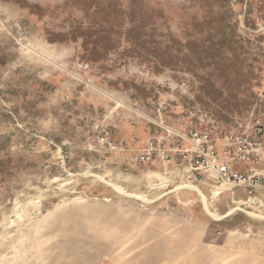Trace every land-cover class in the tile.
Here are the masks:
<instances>
[{
  "label": "rangeland",
  "instance_id": "1",
  "mask_svg": "<svg viewBox=\"0 0 264 264\" xmlns=\"http://www.w3.org/2000/svg\"><path fill=\"white\" fill-rule=\"evenodd\" d=\"M85 1L0 0V264H264V205L139 161L168 127L264 135V0H141L167 62L124 35L90 58ZM224 12L239 77L202 43Z\"/></svg>",
  "mask_w": 264,
  "mask_h": 264
},
{
  "label": "built area",
  "instance_id": "2",
  "mask_svg": "<svg viewBox=\"0 0 264 264\" xmlns=\"http://www.w3.org/2000/svg\"><path fill=\"white\" fill-rule=\"evenodd\" d=\"M164 138L152 137L140 155L142 163L159 160L168 167L178 164L193 173H203L218 191L243 189L246 205H264V135L240 131L215 130L196 125L184 130L166 128ZM173 139V140H172ZM160 140H164L162 144ZM174 140L176 142H174ZM106 143L112 146L111 140ZM176 155V157H174ZM226 185V189H220ZM214 191V190H213Z\"/></svg>",
  "mask_w": 264,
  "mask_h": 264
},
{
  "label": "trees",
  "instance_id": "3",
  "mask_svg": "<svg viewBox=\"0 0 264 264\" xmlns=\"http://www.w3.org/2000/svg\"><path fill=\"white\" fill-rule=\"evenodd\" d=\"M143 8L141 0H129L126 7L120 0H86L83 9L88 14L92 28L84 30L76 27L70 34L74 39L79 36L82 37L86 53L94 60L102 58L108 51L117 48L121 35H124L126 40L135 47H144L149 43V52L151 51L152 55H155L154 57L162 62H167L169 58H172L169 53V45L163 44L161 41H153V34L150 33L152 30L147 29L150 17L144 13ZM226 17L227 12H224L217 19L218 25L215 31L218 33L217 36H220L217 37L218 41L215 39L216 36L209 33L202 43L205 44L204 46L213 49L211 53H207L209 61L230 62L226 65L229 70L225 66L227 73L239 77L247 73L245 71L246 66L242 63L245 59H241L240 51V54L236 53L237 49L242 47L235 48L233 44L243 45L240 36L237 34V24L227 26ZM226 28L230 31H226ZM226 32L230 34H226ZM228 35L231 38H228ZM221 36L223 37L221 38ZM233 52L235 53L233 54Z\"/></svg>",
  "mask_w": 264,
  "mask_h": 264
},
{
  "label": "crops",
  "instance_id": "4",
  "mask_svg": "<svg viewBox=\"0 0 264 264\" xmlns=\"http://www.w3.org/2000/svg\"><path fill=\"white\" fill-rule=\"evenodd\" d=\"M193 187H190V188H192V189H194V190H196L202 197H203V195L206 197V195L197 187V186H195V185H192ZM195 187V188H194ZM201 191V192H200ZM233 191H235L237 194H239V195H241V194H244L245 195V191L243 190V189H241V188H236V189H234ZM235 192H234V194H235ZM206 208V207H205Z\"/></svg>",
  "mask_w": 264,
  "mask_h": 264
},
{
  "label": "bare ground",
  "instance_id": "5",
  "mask_svg": "<svg viewBox=\"0 0 264 264\" xmlns=\"http://www.w3.org/2000/svg\"><path fill=\"white\" fill-rule=\"evenodd\" d=\"M189 187H193L192 185H190ZM195 188V187H194ZM218 190H219V188L218 189H215L214 191H216V193H218ZM201 192V191H200ZM203 202H204V204H205V207H206V209L208 210V206H207V199H206V197L203 195ZM209 213L211 214V215H213V216H216V214H214L213 212H211L210 210H209ZM111 262V261H110Z\"/></svg>",
  "mask_w": 264,
  "mask_h": 264
}]
</instances>
